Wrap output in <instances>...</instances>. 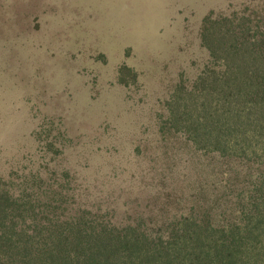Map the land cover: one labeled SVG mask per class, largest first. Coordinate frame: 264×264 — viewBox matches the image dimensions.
I'll use <instances>...</instances> for the list:
<instances>
[{"label": "trees", "instance_id": "obj_1", "mask_svg": "<svg viewBox=\"0 0 264 264\" xmlns=\"http://www.w3.org/2000/svg\"><path fill=\"white\" fill-rule=\"evenodd\" d=\"M198 39L208 63L139 138L135 189L0 177V264H264V0Z\"/></svg>", "mask_w": 264, "mask_h": 264}, {"label": "rangeland", "instance_id": "obj_2", "mask_svg": "<svg viewBox=\"0 0 264 264\" xmlns=\"http://www.w3.org/2000/svg\"><path fill=\"white\" fill-rule=\"evenodd\" d=\"M256 1L0 0V177L135 189L139 138L208 63L202 17Z\"/></svg>", "mask_w": 264, "mask_h": 264}]
</instances>
